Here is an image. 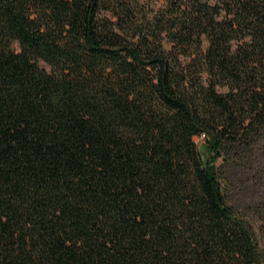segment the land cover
Returning a JSON list of instances; mask_svg holds the SVG:
<instances>
[{"label":"trees","instance_id":"obj_1","mask_svg":"<svg viewBox=\"0 0 264 264\" xmlns=\"http://www.w3.org/2000/svg\"><path fill=\"white\" fill-rule=\"evenodd\" d=\"M257 232L264 0H0V264H262Z\"/></svg>","mask_w":264,"mask_h":264},{"label":"rangeland","instance_id":"obj_2","mask_svg":"<svg viewBox=\"0 0 264 264\" xmlns=\"http://www.w3.org/2000/svg\"><path fill=\"white\" fill-rule=\"evenodd\" d=\"M152 5H159L164 0H142ZM223 91V90H221ZM204 144V140L196 139V145L200 148ZM205 154V152H203ZM203 154V155H204ZM223 177L225 178L224 187L227 193V202L229 205L235 207L240 211V213L245 214L246 205H248L250 201V193L246 189L249 183L247 176V172H243L241 169L229 166L223 168ZM256 225V224H255ZM257 240H259L261 244V250L263 253L262 264H264V246L261 242L258 232H257Z\"/></svg>","mask_w":264,"mask_h":264},{"label":"built area","instance_id":"obj_3","mask_svg":"<svg viewBox=\"0 0 264 264\" xmlns=\"http://www.w3.org/2000/svg\"><path fill=\"white\" fill-rule=\"evenodd\" d=\"M198 139H200V140H204L205 139V135H200V137H198Z\"/></svg>","mask_w":264,"mask_h":264}]
</instances>
